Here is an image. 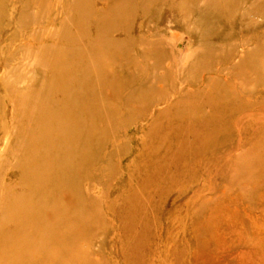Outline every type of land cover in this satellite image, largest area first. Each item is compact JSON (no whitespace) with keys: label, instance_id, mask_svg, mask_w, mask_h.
<instances>
[{"label":"rangeland","instance_id":"obj_1","mask_svg":"<svg viewBox=\"0 0 264 264\" xmlns=\"http://www.w3.org/2000/svg\"><path fill=\"white\" fill-rule=\"evenodd\" d=\"M2 1L0 264H264V0Z\"/></svg>","mask_w":264,"mask_h":264},{"label":"bare ground","instance_id":"obj_2","mask_svg":"<svg viewBox=\"0 0 264 264\" xmlns=\"http://www.w3.org/2000/svg\"><path fill=\"white\" fill-rule=\"evenodd\" d=\"M3 2V1H2ZM1 2V4H0V8H1V6H3L4 5V2L2 3ZM8 4V3H7ZM10 24H12V23H10V21L7 23V25H6V27L4 28L5 30H7L8 28L7 27H10ZM3 29V30H4ZM2 30V31H3ZM11 34H7V37H9ZM58 174H60V173H58ZM57 175V174H56ZM40 194H37V196H39ZM32 204H26L25 205V207H24V209L25 210H29V209H32ZM201 225V224H200ZM24 226H28V228L30 229V224H21L20 222H18L17 223V226L13 229V230H11V231H9L6 235H5V237L8 239V243H12V241H13V239L19 234V233H21L22 232V229H23V227ZM32 226V225H31ZM217 226V225H216ZM33 228H35L34 226H32ZM40 227V226H39ZM39 227H37V228H35V230L33 231L35 234H33V233H29L27 230H26V232H25V235L22 237L23 239H24V241L23 242H26V241H28V240H30V239H42V237H43V233H41V232H39L38 231V229H39ZM201 227V226H200ZM60 228H62V225H61V227ZM200 229V228H199ZM203 230V229H202ZM32 231V230H31ZM194 231V230H193ZM198 231H200V230H197V232H196V234L198 233ZM29 233V234H28ZM194 233V232H193ZM201 233V232H200ZM194 235H195V233H194ZM199 235V234H198ZM205 236H207V235H205ZM195 237V236H194ZM202 238V237H201ZM204 238H206V237H204ZM195 239V238H194ZM196 239H198V238H196ZM207 239V238H206ZM38 240H33V241H35V242H37ZM39 241H41V240H39ZM196 242H197V240H196ZM198 243V242H197ZM203 243H206V244H208V245H206V247L207 246H209V243H207V242H202V244ZM198 244H200V241H199V243ZM198 244H196L195 246H197L198 247ZM22 246H24V244L22 243L21 244ZM185 245V244H184ZM203 245H205V244H203ZM194 246V247H195ZM211 246V245H210ZM189 247V246H188ZM202 247H204V246H202ZM206 247H204L205 249H207ZM199 248L201 249V244H200V246H199ZM204 248H202V249H204ZM208 249H209V247H208ZM213 249V248H212ZM212 249H210V250H212ZM196 250V249H195ZM210 250H208V251H210ZM253 250V249H252ZM256 250V249H255ZM194 251V250H193ZM196 251H198V248H197V250ZM203 251H205V250H203ZM213 251V250H212ZM214 252V251H213ZM248 252V251H247ZM253 252H254V250H253ZM255 252H257V251H255ZM210 253V252H209ZM195 254L197 255L198 254V252H195ZM212 254V253H211ZM249 254V253H248ZM191 255V254H190ZM225 255V254H224ZM224 255H222V256H224ZM250 255H251V253H250ZM221 256V257H222ZM246 256V255H245ZM257 257H258V255H256ZM197 257V256H196ZM242 257H244L243 255H242ZM203 258V257H202ZM202 258L200 257V259H201V261H202ZM211 258H212V256H211ZM210 258V259H211ZM219 258V257H218ZM246 258V257H245ZM248 258H250V257H248ZM182 259V258H181ZM180 259V260H181ZM198 260H196V261H199L200 262V260H199V258H197ZM206 259L208 260V258L206 257ZM216 259V258H215ZM247 259V258H246ZM195 260V259H194ZM204 260V259H203ZM206 260V261H207ZM213 260V259H212ZM255 260V259H254ZM190 261V260H189ZM222 261H224L223 259H222ZM226 258H225V263H226ZM212 262V261H211ZM215 262V261H214ZM228 262H229V260H228ZM239 264H240V261H237ZM243 262H245L244 260H243ZM242 262V263H243ZM253 262V261H252ZM186 263V262H185ZM193 263V262H192ZM196 263V262H195ZM249 263V262H248ZM258 264H259V261L257 262ZM180 264V263H179ZM199 264V263H198ZM200 264H201V262H200ZM203 264V263H202ZM210 264V263H209ZM213 264V263H212ZM221 264H223V263H221ZM246 264H247V261H246ZM250 264V263H249Z\"/></svg>","mask_w":264,"mask_h":264}]
</instances>
